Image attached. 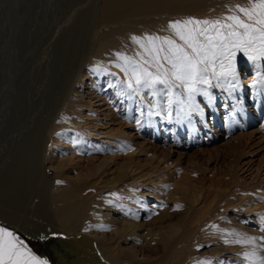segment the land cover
<instances>
[{
	"label": "bare ground",
	"instance_id": "obj_1",
	"mask_svg": "<svg viewBox=\"0 0 264 264\" xmlns=\"http://www.w3.org/2000/svg\"><path fill=\"white\" fill-rule=\"evenodd\" d=\"M99 3L97 19L93 18L94 23L91 24L93 36L87 42V51L83 50L85 52L82 57H77L78 61L73 63V67L70 66L75 68V72H72L74 74L64 77V92L54 105L48 104L47 109L40 100L42 95L47 96L46 89L56 69H53L56 66L53 59L58 55L60 58L67 56L60 53V49H55L54 40L59 24H55V32L49 37L48 42L51 43L44 55L33 66L25 98L29 106L37 103L38 108L33 112L27 110L25 117L19 122L18 133H13L8 138L7 145H0V180L9 164L12 142L18 143L21 137L23 139L30 135L34 122L39 118L44 121V134L37 157H26L24 162L21 160L23 163L17 173L25 170L24 173L29 174L33 170V158H36L34 163L38 169L35 170L37 173H33H39L41 182H44L45 195L40 194L43 193L40 189L35 194L22 196V202L30 214L27 219L34 228L22 226L20 221L7 222L2 215L0 225L12 227L23 240L25 238L21 233L24 232L29 236L26 238L28 241L52 242L50 246L53 251L58 248L69 250L68 254L57 256V264H248L243 253L253 248L258 255L264 256V247H261L264 245V239H261L264 237V205L257 203L255 197L251 196V191L247 193L249 198L240 196L243 200L233 199L228 202L227 205H236L234 216L225 214L223 210L215 213L213 209L218 192L197 186L198 180L202 178L199 177V172L188 173L178 169L179 174L175 173L176 170H172L168 166L169 162L160 155L155 152L151 154L152 151L144 147L138 150L135 143L120 138L115 129L104 127L107 122L91 119L92 116L96 117L95 114L82 108L94 100L108 101L111 104L112 98L118 97L124 107L123 124L142 118L140 125L150 131L156 130L158 134L159 128H165L164 123L169 122L170 131L174 127L176 134L181 131L184 135L185 131L196 130L197 120L204 116L206 107L215 114L219 101L224 100L226 107L230 101L237 102V96L241 95L242 103H233L234 107L229 110L227 125L233 129L243 123L238 113L245 117L247 124L256 121V118L247 116L248 110L244 109L243 102L250 98L255 101L260 112L263 109L264 61L259 59L244 62L245 68H248L244 78L239 75L242 74L240 61H236L240 83L235 89L229 87L230 77L213 79L211 85H201L215 97L209 106L206 96L199 93L196 95L195 101L203 108L202 114L193 112L188 117H177V105L173 104L170 119L166 118L165 86L158 84L155 89L142 88L139 93L133 94L122 83L127 79L125 73L116 66L123 63L116 56L117 52L135 57L137 52L142 51L131 39L132 36H169L182 43L169 27L170 22L188 18L224 19L234 11L237 12L235 0H100ZM8 37L7 48L11 49L12 33ZM16 55L14 51V58ZM7 61L6 73L10 75L13 84L18 74L13 50L12 58ZM39 67L45 75V83L36 87L32 84V76ZM253 80L256 81L255 84ZM84 88L89 96L87 101L81 96V90H78ZM153 91L156 92L155 96L152 95ZM173 92L181 93V99L186 96L182 88L173 89ZM11 94L13 93L9 90L3 97L1 106L5 108L1 115L0 129L10 109ZM157 104L160 105L159 108L155 107ZM156 111L161 114L149 115ZM141 154L149 155L145 158L146 162H150L149 165L137 160V156ZM50 168L57 171L55 178L49 177ZM177 175L179 179H176ZM6 178L4 181L6 184L10 183L9 188L15 185L9 177ZM147 190L151 193H147ZM112 193L117 195L113 196ZM164 193H167L166 197L171 200V204L161 202ZM150 201L155 203L150 205ZM46 202L61 222L60 226L48 225L43 219L42 221L32 216V212L41 205L45 206ZM247 237H256L255 243L231 242ZM49 239L51 240L47 242ZM177 241H180L181 246ZM25 243L28 245L26 241ZM174 243L181 247L175 244L182 252H168ZM29 247L37 256L54 264L40 253L41 250ZM177 257H180L179 262Z\"/></svg>",
	"mask_w": 264,
	"mask_h": 264
},
{
	"label": "rangeland",
	"instance_id": "obj_2",
	"mask_svg": "<svg viewBox=\"0 0 264 264\" xmlns=\"http://www.w3.org/2000/svg\"><path fill=\"white\" fill-rule=\"evenodd\" d=\"M46 1L0 0V122H2L1 115L5 108L1 106L4 101L3 97H5V94L9 90L13 93L9 97L11 103L9 112L5 116V125L3 124L4 127L2 126L0 129V145H7L8 138L13 133H18L17 128H20L19 122L25 117L24 115H26L27 110L28 112H33L38 108L37 103L29 106L25 95L28 91V81L33 66L44 55L46 48L51 43L48 40L55 32V24H59L60 27L59 30L58 28L56 29L58 33H56V39L54 40L56 41L55 49L57 51L60 49V53H64L67 56L60 58L58 55L59 57L57 56L54 58L55 60L53 59L54 65H56L53 69H56H54L51 84L49 83L47 86L49 88V90L48 88L46 89L47 96L42 95L40 100L46 109L48 104L54 105L53 103H56L62 92H64V77L75 72V68H72L73 63L78 61L77 57L80 59L83 52L87 51V42L89 43L93 36L91 24L97 19V9L101 4L99 3L100 0H50L49 3ZM235 2L237 5L251 7L254 0H235ZM68 4L70 5L68 6ZM234 13L243 16L238 10L237 12L234 11ZM243 19H246V17L243 16ZM65 21L66 23H64ZM64 24L65 26H62ZM10 33H12L11 40L13 42H11V49H8L7 41ZM12 50L13 60L17 61L16 69L18 72L16 81L13 84H11L10 75L6 73L8 70L7 60L12 58ZM14 51L17 54L16 58H14ZM259 60L264 61V58H259ZM236 61H240L239 67L242 74L239 75L244 78L248 69L245 68L246 64L244 62L249 61V59L242 52H238ZM62 62L64 63L62 64ZM70 66L72 67L70 68ZM32 78L34 79L32 84L36 87L45 83V75L40 67L37 68ZM78 90H81V96L87 101L89 99V96L86 94L87 90L85 88ZM249 95L250 93L248 92ZM234 101H228L229 103L226 107L224 100L222 102L219 101L215 114L212 109H207L206 107L204 116L197 120L196 130L193 132L185 131L184 135L181 134V131H178L176 134L174 127L170 131L171 127L169 128V126L171 123L169 122L164 123L165 128H159L158 134L156 130L150 131L141 126L142 118L127 125L123 124L122 111L124 107L118 97L112 98L111 104H108V101L98 100V102H95L94 100L87 107L83 105L82 108L88 113L95 114L94 116L96 117L92 116L91 119L107 122L104 127L115 129L120 138L135 143L139 147L138 150L144 147V149L151 150V154L155 152L156 155H160L164 160L169 162L168 166L172 170H176L175 173L179 174L178 169L188 173L199 172L201 174H199V177L202 178L198 180L197 186L202 189H214V191L218 192L217 202H214L213 211L216 213L218 210H223L225 214L234 216L236 205H227L228 202L233 199H241L243 196L249 198L248 191L252 192L251 196L255 197L259 205H264V104L260 112L257 109L255 101L246 98L243 102V107L245 110H248L247 116L256 118V121L247 124L245 117H242L238 113L243 123L236 128L230 129L227 125L229 110L234 107V104L242 103L241 95L237 96V102ZM83 103L85 104L86 102ZM42 105L40 109L43 108ZM41 121L43 125L40 123ZM43 122V120L37 118L34 122L36 125L33 123L35 126L33 125L32 127L31 136L27 135L23 139L21 137L18 143L12 142L13 147L11 145L9 164L4 169L2 181L0 180V205L3 206L2 208L0 206V215L5 216L7 222L17 223V221H20L22 226H27L30 229L34 228V226L27 219L30 217V214H28L29 210L27 206L22 202V196L30 193L35 194L40 189L43 190V193L40 192V194L44 196V182H41L39 173H33L36 172L37 168L36 163H34L36 158H33L34 164L32 163L34 171L31 170L29 174L24 173L25 170H21L19 174L17 172L26 157H37L43 140ZM166 128H169V130H166ZM147 156L149 155L141 154L137 156V160L149 165L150 162H146L145 160ZM56 173L57 171L52 168L48 169L50 178H55ZM6 177H9L8 179L15 184L11 188H9L10 183L6 184L4 181L7 179ZM176 179H179L178 175ZM180 180L182 179L180 178ZM26 181L29 182L27 183ZM34 182L41 185L39 186ZM146 192L151 193L150 190ZM166 196H168L167 193H164L161 202L171 204V200ZM219 199L222 200L221 203ZM154 203L149 202L150 205ZM44 205L39 206L35 212H32V216L40 220L43 219L48 225L60 226L61 222L58 221L51 211L50 204L46 202ZM249 226H253V224H249ZM21 234L29 246L39 248L38 251L41 250L40 253L42 255L46 256L49 261L52 260L54 264H57L58 258L52 251V248H50V245L48 249H43L40 242L28 241L26 238H29V236L24 232ZM179 237L181 238V236ZM178 243L180 245V241ZM175 244L177 243L171 244L168 252H182L181 250L179 251L181 245L177 244L178 248ZM173 248L174 250H172ZM44 250H49L50 252L48 253H52L55 256H50ZM205 250L206 248L204 247L203 251ZM175 258L174 255L173 259ZM179 260L180 257H177V262Z\"/></svg>",
	"mask_w": 264,
	"mask_h": 264
},
{
	"label": "snow or ice",
	"instance_id": "obj_3",
	"mask_svg": "<svg viewBox=\"0 0 264 264\" xmlns=\"http://www.w3.org/2000/svg\"><path fill=\"white\" fill-rule=\"evenodd\" d=\"M235 8L246 19L233 13L224 19L188 18L170 22L169 27L182 43L169 36H132L131 39L142 51L137 52L135 57L116 53L123 61L116 66L121 68L127 77L122 83L126 84V88L132 90L133 94L139 93L142 88L155 89L158 84L165 86L168 113L166 118H172L173 104L177 105V117H188L193 112L202 114L203 108L196 103V95L199 93L206 96L209 106L215 97L207 88L200 87L201 85H211L213 79L230 77L229 87L235 89L240 83L237 53L242 52L253 61L264 58V0H254L251 7L236 5ZM255 83L253 80V84ZM177 88L184 90L186 94L184 99H181V93L173 92V89ZM152 95L155 96L156 92L153 91ZM155 107L159 108L160 105L157 104ZM160 114V111L149 113ZM255 241L256 237H247L231 242L254 244ZM243 255L248 264H264V256L258 255L255 248L244 252ZM0 264H49V262L37 256L16 231L0 225Z\"/></svg>",
	"mask_w": 264,
	"mask_h": 264
},
{
	"label": "water",
	"instance_id": "obj_4",
	"mask_svg": "<svg viewBox=\"0 0 264 264\" xmlns=\"http://www.w3.org/2000/svg\"><path fill=\"white\" fill-rule=\"evenodd\" d=\"M51 239H49L47 242H49ZM54 240V239H53ZM41 245H42V247H43V249H48V247H50L49 245H52V242H49L48 244L47 243H45V242H42L41 243ZM50 248H52V246L50 247ZM39 249V248H38ZM44 251H46V250H44ZM44 251H42V252H44ZM52 251H53V249H52ZM47 253L48 252H50L49 250L48 251H46ZM53 252H55V254H56V256H59V255H65V254H68L69 253V250H64V249H62V248H58V250H54ZM50 256L51 255H54V254H52V253H48ZM55 256V255H54Z\"/></svg>",
	"mask_w": 264,
	"mask_h": 264
}]
</instances>
